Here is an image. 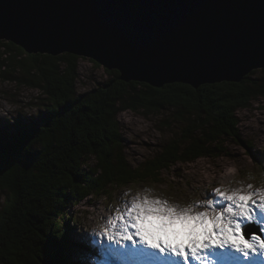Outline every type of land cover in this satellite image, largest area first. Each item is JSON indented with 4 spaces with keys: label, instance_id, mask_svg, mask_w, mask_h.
Masks as SVG:
<instances>
[{
    "label": "trees",
    "instance_id": "obj_1",
    "mask_svg": "<svg viewBox=\"0 0 264 264\" xmlns=\"http://www.w3.org/2000/svg\"><path fill=\"white\" fill-rule=\"evenodd\" d=\"M2 48L0 75L19 69L23 78L7 80L39 89L46 100L35 117L0 122V191L6 193L0 264H92L81 260V249L90 246L76 238L80 220L72 209L90 197L109 199L110 191L160 184L178 163L225 154L226 140L242 142L237 112L264 99V70L240 83L198 89L126 83L118 71L105 70L108 81L79 93L82 58L30 55L0 40ZM164 109L173 111L178 132L153 157L132 165L119 115ZM259 159L264 168V156Z\"/></svg>",
    "mask_w": 264,
    "mask_h": 264
},
{
    "label": "water",
    "instance_id": "obj_2",
    "mask_svg": "<svg viewBox=\"0 0 264 264\" xmlns=\"http://www.w3.org/2000/svg\"><path fill=\"white\" fill-rule=\"evenodd\" d=\"M0 40L154 88L264 70V0H0Z\"/></svg>",
    "mask_w": 264,
    "mask_h": 264
},
{
    "label": "rangeland",
    "instance_id": "obj_3",
    "mask_svg": "<svg viewBox=\"0 0 264 264\" xmlns=\"http://www.w3.org/2000/svg\"><path fill=\"white\" fill-rule=\"evenodd\" d=\"M3 51L4 48L0 50V52ZM11 55L5 54L2 57L6 59ZM19 59H24V56ZM10 76L16 79L23 78L19 69L15 73L5 75L1 73L0 122L20 116L35 117L46 100L45 96L39 89L19 84L17 80H7ZM108 80L109 76L103 67H96L90 60H80L79 93L97 88ZM237 119L242 142L226 140L225 154L219 157L200 158L189 163H178L164 172L160 184L154 186L139 184L110 191L112 196L109 195V199L90 197L82 205L72 209L73 215L80 220L75 233L76 238L90 246V249H84V247L81 249L86 254L85 257H81L82 262L124 264L120 259L108 254V243L101 245L96 232L102 230L107 219L114 215L116 208L123 207L126 201H130L135 196L148 195L150 198H161L170 203L190 206L210 198L218 199L212 195L217 187L229 192L264 191V168L257 160L264 156V99H259L250 107L239 110ZM119 122L126 157L136 167L153 157L173 137L172 133L178 132V124L170 109L147 115L140 112H123L119 115ZM249 185L252 187L249 188ZM5 197L6 193L0 191V212ZM194 210L198 209L194 208ZM250 232H256L262 236L257 225L247 226L245 234ZM246 238L250 239V235ZM104 246L107 247L106 251Z\"/></svg>",
    "mask_w": 264,
    "mask_h": 264
},
{
    "label": "snow or ice",
    "instance_id": "obj_4",
    "mask_svg": "<svg viewBox=\"0 0 264 264\" xmlns=\"http://www.w3.org/2000/svg\"><path fill=\"white\" fill-rule=\"evenodd\" d=\"M212 195L190 206L135 196L96 236L124 264H264V237L245 235L251 225L264 233V191L217 187Z\"/></svg>",
    "mask_w": 264,
    "mask_h": 264
},
{
    "label": "bare ground",
    "instance_id": "obj_5",
    "mask_svg": "<svg viewBox=\"0 0 264 264\" xmlns=\"http://www.w3.org/2000/svg\"><path fill=\"white\" fill-rule=\"evenodd\" d=\"M240 129V128H239ZM262 237H264V233H262Z\"/></svg>",
    "mask_w": 264,
    "mask_h": 264
}]
</instances>
